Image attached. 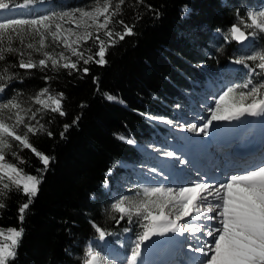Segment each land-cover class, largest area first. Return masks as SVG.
Returning <instances> with one entry per match:
<instances>
[{
  "label": "snow or ice",
  "instance_id": "snow-or-ice-1",
  "mask_svg": "<svg viewBox=\"0 0 264 264\" xmlns=\"http://www.w3.org/2000/svg\"><path fill=\"white\" fill-rule=\"evenodd\" d=\"M46 2L0 0V197L4 198L0 200V209L7 207L5 201L13 188L21 192L27 198L18 207L21 225L52 159L30 143L28 134L46 131L42 121L47 111L66 116L62 107L65 96L62 92L53 93L49 87H43L27 98L19 90H13L11 96L2 94L13 81L23 83L24 79L30 78L33 69L45 73L42 77L45 84L53 79L47 72L55 73L60 68L70 70L69 75L77 70L87 75L89 68L78 69V64L82 61L83 65L90 62L105 65L108 48L115 46L117 40L133 35L135 27L116 19L122 15L121 6L125 0H90L89 4L75 8L38 11L37 6ZM142 2L137 0V3ZM17 9L24 11L6 14ZM149 10H152L151 6ZM187 10V7L183 9ZM155 15L158 17L159 12ZM115 25H122L123 31H117ZM216 32L226 43H243L250 38L254 41L264 35V8H249L244 15L237 8L236 22L226 32L220 28ZM89 41L92 45L83 48L82 45ZM56 47L63 50L56 51ZM94 48L98 50L93 51ZM73 56L77 57L76 61L71 59ZM9 57H15V60ZM95 57L99 59L95 60ZM248 61L253 65L250 66ZM232 63L248 69L247 78L216 94L213 103L205 106L208 115L199 117L201 124L191 123L187 128L181 126V130L207 137L213 122L245 118L264 122V48L251 55L236 57ZM256 69L260 71L256 72ZM254 76L260 79L254 80ZM106 98L117 100L107 94ZM141 115L162 119L145 113ZM52 122L49 120L48 124ZM163 122L172 125V121ZM69 127L67 123L63 125L62 139ZM47 135L51 137L53 133L47 131ZM118 139L136 143L123 136ZM14 141L22 149H31L38 157L44 166L37 169L39 175L27 174L6 159L11 151L20 163L25 162L12 151ZM153 150L172 163L166 164L153 157L156 163L141 165L146 168L147 178L140 181L135 191L130 189V194L114 197L109 205L108 218L117 225L126 221L128 226L123 227L122 232H116L90 221L97 234L95 239L103 248L89 242L80 264H165L155 258L161 250L182 256L181 264H264V156L246 165L230 161L227 170L221 168L217 175L215 168L197 167L182 150ZM118 164L114 163L106 175H110ZM193 171L195 177L191 175ZM105 187H108L107 181ZM115 214H119L118 217ZM23 234V227H8L6 231L0 228V264L15 261ZM108 237H120L116 243L122 251L114 247ZM186 241H190L188 254L184 253Z\"/></svg>",
  "mask_w": 264,
  "mask_h": 264
},
{
  "label": "trees",
  "instance_id": "trees-1",
  "mask_svg": "<svg viewBox=\"0 0 264 264\" xmlns=\"http://www.w3.org/2000/svg\"><path fill=\"white\" fill-rule=\"evenodd\" d=\"M47 2L54 7L62 4L61 0ZM121 7L122 15L116 19L135 25L134 34L108 48L105 65H83L81 61L78 69L88 67L87 75L78 70L69 75L70 70L63 68L55 73L48 71L53 79L47 84L42 79L45 73L33 69L30 78L23 83L13 81L2 94L11 96L13 90H19L27 98L49 87L53 93H64L62 107L66 112L61 117L47 111L42 121L46 131L28 134L30 143L52 159L23 224L18 220V207L27 198L15 188L8 193L7 207L0 209V228L24 229L17 257L11 264H80L86 244L97 235L90 221L109 231L122 232L125 221L117 225L110 220L107 208L112 192L120 188V171L141 163L145 151L139 146H143V139L165 135L163 120L172 119L176 106L187 97L186 92L210 75L202 64L222 69L238 56L239 46L234 41L217 39L215 31L220 28L226 32L236 22L237 8L241 15L245 14L239 0H125ZM185 7L187 12L183 11ZM115 28L123 31L122 25ZM212 41L220 45L218 51L209 48ZM258 43L264 45V35L258 36ZM246 74L242 66L238 80ZM106 94L117 100L109 101ZM141 113L162 119H148ZM49 120L53 122L48 124ZM65 123L70 127L62 139ZM47 131L53 135L49 137ZM13 145L12 151L25 162L20 163L11 151L6 159L27 174L39 175L37 169L44 166L32 150L22 149L15 141ZM116 162L119 164L113 172L106 175ZM119 238L108 237L121 250L116 243Z\"/></svg>",
  "mask_w": 264,
  "mask_h": 264
},
{
  "label": "rangeland",
  "instance_id": "rangeland-1",
  "mask_svg": "<svg viewBox=\"0 0 264 264\" xmlns=\"http://www.w3.org/2000/svg\"><path fill=\"white\" fill-rule=\"evenodd\" d=\"M61 2L62 4L60 6H55V7L49 5V2H46L44 5H41V6L38 5L37 10L38 11L61 10V9L84 6L90 3V1L83 2L82 0H61ZM222 2L225 3L226 0H222ZM239 3L240 5L244 6L245 13L249 8L256 9V10H259L260 8H264V0H239ZM22 11H24V9H17L14 12L6 13V14L16 15ZM215 37L219 40L224 41L223 37L219 35L216 31H215ZM86 45L90 47L92 45V41H89L88 44ZM237 46H239V49H240L237 57L251 55L254 53V51L260 48H264L263 43H258V37L254 41L251 40L250 38L249 42L246 41L244 44H240V45L238 44ZM209 48L213 51H218L220 49V45L217 44L215 41H212ZM95 49L98 50V48H95ZM62 50H63L62 47H56V51H62ZM49 51H51V48H49ZM203 52L205 51L203 50ZM71 59L74 61L73 57H71ZM248 63L253 65V62L251 61H248ZM202 66L210 70V75L203 82H198L197 84H195L197 85L196 88H191L190 90L186 92L185 95H187V97H185L182 103H179L176 106V110L173 113V117L172 119L169 120V121H172V125L170 126L169 124L163 123V125L166 127V130H164L165 135L167 133L169 134L170 132H172L174 133L175 137L180 140V138L184 137V135H181L180 131L184 132L185 134L186 133L192 134V135L195 134L194 132H188L185 130H181V126H183L184 128H187V126L191 123H196L198 125L201 124L202 121L199 119V117L208 115L205 106L213 103V97L216 94H218L220 91L225 89L226 87L230 86L231 84L242 83L247 78V76H244V78H241L240 81L238 80L237 75L239 71H241V68L243 65H235L232 63V61H229L222 69L220 68L210 69V67H207L205 64H202ZM246 70L248 71V69ZM256 70L258 72L260 71L259 69H256ZM207 90L210 93H207ZM34 107H39V106H34ZM167 137H166V140H164L163 137L159 138L156 136L151 139H143L141 143L146 148L156 147V149L170 150L171 148L168 146L169 141ZM200 137H203V135ZM141 150L143 149L141 148ZM142 154H143L142 155L143 158L141 161V165L142 164L152 165L156 163V161L152 159L153 157L157 158V156H154L155 155L154 153L146 154L144 152ZM141 165H132V164L127 165L124 169L120 171L119 185H118V187L120 188L118 189L117 192H112L107 208H109V205L114 197L121 195V194H130V191H129L130 189H132V191H135L140 181L142 179L147 178V176L145 175L146 169L142 170ZM194 174L196 176L195 172ZM105 188L109 190L108 187H105ZM127 226L128 224L125 221V227ZM92 243L100 245V247L103 248V245H101V242L96 239L93 240Z\"/></svg>",
  "mask_w": 264,
  "mask_h": 264
},
{
  "label": "bare ground",
  "instance_id": "bare-ground-1",
  "mask_svg": "<svg viewBox=\"0 0 264 264\" xmlns=\"http://www.w3.org/2000/svg\"><path fill=\"white\" fill-rule=\"evenodd\" d=\"M207 93L210 92L207 90ZM235 124H239V130L242 133L241 139L236 137V132L232 131ZM184 135L185 137L182 138L183 143L169 142L168 146L171 148L169 149L182 150L186 158L191 159L197 167L205 169L216 167L217 170L220 166L216 161L224 157V151L231 152L235 144H240V153L235 152L236 156L232 157L231 161L237 165L251 164L264 156V122L255 118H245L242 121L232 122H213V126L209 128V136L206 138L204 136L200 137L202 135H196V133ZM159 160L166 164L172 163L171 160L163 158V156ZM191 175L195 177L194 171ZM176 239L182 238L176 237ZM188 243L190 241L185 242V254H188ZM155 258L161 262H165V264H181L182 260V256L164 250L157 252Z\"/></svg>",
  "mask_w": 264,
  "mask_h": 264
},
{
  "label": "water",
  "instance_id": "water-1",
  "mask_svg": "<svg viewBox=\"0 0 264 264\" xmlns=\"http://www.w3.org/2000/svg\"><path fill=\"white\" fill-rule=\"evenodd\" d=\"M234 42H235V43H237L236 41H234ZM245 42H246V41H245ZM245 42H243V43H237V44H239V45H240V44H244Z\"/></svg>",
  "mask_w": 264,
  "mask_h": 264
}]
</instances>
